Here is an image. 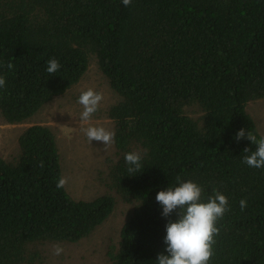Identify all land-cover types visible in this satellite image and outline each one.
<instances>
[{
  "label": "trees",
  "instance_id": "obj_1",
  "mask_svg": "<svg viewBox=\"0 0 264 264\" xmlns=\"http://www.w3.org/2000/svg\"><path fill=\"white\" fill-rule=\"evenodd\" d=\"M55 57L61 69L46 71ZM95 58L117 101L108 187L133 205L108 249L111 264H157L167 255L156 195L182 181L218 190L230 211L217 222L209 264H264V168L243 163L262 137L247 112L264 99V0H0V117L29 120L77 84ZM11 159L0 155V264H46V243H77L113 213L116 199L72 196L54 130L26 128ZM140 152L130 174L124 157ZM132 175V176H130ZM247 200L241 210L240 200ZM41 245V246H40Z\"/></svg>",
  "mask_w": 264,
  "mask_h": 264
},
{
  "label": "rangeland",
  "instance_id": "obj_2",
  "mask_svg": "<svg viewBox=\"0 0 264 264\" xmlns=\"http://www.w3.org/2000/svg\"><path fill=\"white\" fill-rule=\"evenodd\" d=\"M92 88L102 92L104 99L99 111L86 124H81L83 106L78 97L82 91ZM117 95L101 72L93 58L82 79L67 90L47 102L35 115L23 123L9 124L0 117V155L11 159L19 151L18 139L29 126L42 123L50 126L58 140L61 166L67 178V189L75 198L94 199L104 193L114 195L116 205L104 224L89 237L77 243H46L42 246L46 264H111L108 249L117 243L120 229L133 205L123 201L116 191L108 187V164L114 156V145L104 151L103 142L88 141L82 128L103 126L114 130V123L108 117V109L116 103ZM247 112L254 119L264 136V99L250 101ZM60 245L64 251L53 255V246ZM41 246V245H40Z\"/></svg>",
  "mask_w": 264,
  "mask_h": 264
},
{
  "label": "clouds",
  "instance_id": "obj_3",
  "mask_svg": "<svg viewBox=\"0 0 264 264\" xmlns=\"http://www.w3.org/2000/svg\"><path fill=\"white\" fill-rule=\"evenodd\" d=\"M124 6H130L132 0H122ZM0 67H6L13 70L14 65L10 62H0ZM61 69L60 62L52 57L46 62V71L51 75ZM6 88V77L0 75V89ZM104 99L102 92H97L92 88L82 91L78 97V103L83 106L80 116L81 124H86L91 117L99 111L101 102ZM88 141L93 140L103 142L104 151L107 152L115 143L116 133L103 126H89L81 129ZM234 139L237 141L247 139L256 145L255 151L251 148H245L244 152L249 153L243 158V163L249 167L264 168V136L257 139V136L251 131L240 129ZM142 155L140 152H129L124 160L130 174L139 172L143 167ZM132 176V175H130ZM178 186L168 187L156 195V201L162 206V216L169 217L174 211L177 212L178 219L169 221L166 225L167 235L164 243L167 245L164 253L157 257V264H209L215 255L216 237L220 233L217 222L222 220L230 205L226 195L218 190L207 198V202L202 201L203 188L192 180L182 181L177 177ZM68 183L66 177H60L57 182V188L62 189ZM247 200H240L241 210L247 208ZM64 249L60 245L53 246V255L59 256Z\"/></svg>",
  "mask_w": 264,
  "mask_h": 264
}]
</instances>
